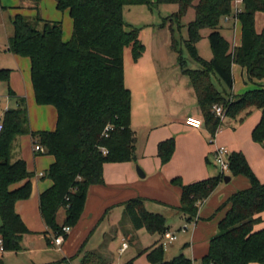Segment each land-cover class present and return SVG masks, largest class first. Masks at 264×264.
I'll list each match as a JSON object with an SVG mask.
<instances>
[{"label":"trees","instance_id":"trees-1","mask_svg":"<svg viewBox=\"0 0 264 264\" xmlns=\"http://www.w3.org/2000/svg\"><path fill=\"white\" fill-rule=\"evenodd\" d=\"M41 0H30L36 14L29 18L16 12L11 17L12 34L7 50L25 56L30 61V77L37 104H51L56 109V124L51 130H32L26 99L8 87L17 99L16 107L8 108L1 117L0 133V238L2 250L18 251L21 239L31 232L15 210V202L31 194L32 173L22 157H13L15 139L30 133L39 147L54 159L44 172L52 184L39 195L40 214L52 235L63 226H74L79 220L92 184L104 183L105 162H125L135 158V131L131 127V91L124 82V48L131 47L133 61L145 50L139 30L123 20L125 4L152 0H55L56 8L67 10L72 19L71 37L62 39L60 20L43 18L39 11ZM176 3L178 9L169 15L180 21L189 7L195 18L187 24L184 44L199 67H187L180 56L182 72L189 78L202 115L203 125L210 134L220 127L222 119L213 110L220 105L224 115L232 118L253 108L261 110L259 121L252 129L256 141L264 140V86L233 94L232 64L244 67L249 80L264 78V26L255 29V13L264 11V0H243L242 9L235 14L241 25L240 44L232 47L218 29L221 18L231 15L233 0H156ZM21 7V6H18ZM7 7L0 3V9ZM211 28L207 38L212 56L199 55L196 42L201 29ZM10 69L0 67V81L9 82ZM217 81L221 88L216 86ZM175 148L173 137L157 144L162 164L169 161ZM105 149L104 153L102 150ZM38 151L40 149H37ZM229 174L243 175L248 186L230 194L218 209L226 208L217 222V231L208 241L202 264H264V181L249 165L242 151L229 154ZM224 173L191 183L180 176L171 179L181 189L177 207L188 220L195 219L200 204L223 181ZM143 197L125 200V213L134 229L145 227L151 233H164L168 226L163 214L148 210ZM60 208L65 217L61 223L56 215ZM65 236L67 234H64ZM59 260L62 264H113L97 250H84ZM149 264H193L180 253L165 259L161 245L144 248ZM0 264L3 261L0 259ZM123 264H134L130 259Z\"/></svg>","mask_w":264,"mask_h":264},{"label":"crops","instance_id":"crops-1","mask_svg":"<svg viewBox=\"0 0 264 264\" xmlns=\"http://www.w3.org/2000/svg\"><path fill=\"white\" fill-rule=\"evenodd\" d=\"M23 0H0V3L4 6L14 8L13 11H19L22 14L27 15H35L37 10L30 7V4H21ZM47 1V0H45ZM43 2L40 1L39 9H41V16L46 19L58 20L57 13H51L50 18L47 16L48 14H44L43 11ZM48 2V1H47ZM55 2V0H54ZM21 6V7H18ZM56 6V5H55ZM22 7L28 8L23 9ZM242 8V7H241ZM5 10V9H0ZM40 11V10H39ZM15 12V13H16ZM62 12H67L64 10ZM69 14V13H68ZM51 17H54L53 19ZM224 28H226L230 35L232 36V40L230 41L231 46H237L240 44V34H241V25L237 17L234 14L225 16L222 18ZM264 26V11H258L255 13V29L257 32H260ZM4 30V29H3ZM13 31V30H12ZM63 31V30H62ZM72 33V31H71ZM223 34V32H221ZM232 33V34H231ZM12 34L10 30L5 28L4 34L0 37V56L6 53H11L15 60V67H12V71L10 74L9 82L0 81V118L3 116V113L6 109L11 107H16L17 99L15 96H11L8 92V87H10L16 95L23 96L26 99L28 117H29V126L32 130H41V129H53L56 124V109L51 104H37L34 98L33 87L31 83L30 77V61L29 58L20 57L17 54H14L7 50V41L8 37ZM70 35V28L67 30L66 34L62 32V39L64 41L68 40ZM224 35V34H223ZM225 36V35H224ZM71 37V36H70ZM148 52V49H147ZM145 54V55H144ZM142 54L138 61H133L131 57V65L129 63V71L127 72L124 63V82L127 84V77L129 78V83L126 85L131 91V127L134 128L136 135V143H135V159L138 160L142 167L144 168V176L146 177L149 172H152V176L144 181H139V186L136 190L129 189L128 192L122 190L120 188H113L106 185V181L108 178L104 179V183L102 184H93L89 187L88 197L81 214V219L78 224L72 228L73 235L71 238H67L68 234L64 236V240L60 245H57L53 242V235L51 231L44 223L39 208V195L40 193L49 187L52 184V181L44 176L45 170L48 168L49 164L53 161L54 157L51 154H47L42 150H36L35 146H39L34 137L30 134H22L18 136L13 144V151L16 154H13V157H22L26 161L27 169L32 173L30 178L31 180V194L27 199L17 200L15 202V210L21 216L22 220L26 224V226L30 229L31 232L26 233L22 236L21 240V250L24 248L23 238L24 236L37 234L44 235L48 239V245L53 247L54 249H59L61 251V255H57L52 260L42 264H62L59 262L63 257L69 258L77 253L78 249L82 244H84V250H92L87 248V240L88 236L92 233L93 229L91 226L97 227L99 225L100 220L105 214L106 210L109 207H113L118 203H123L125 200L131 197H150V199H158V201H162L164 205L178 206L179 199V188L173 186L170 183V180L175 176H180L183 178L184 183H191L190 178L187 176L190 172L194 171L196 166L195 163L197 161L198 166L201 165L203 159L209 163L214 162L216 167L218 168V172L214 175L220 173L218 165L214 161L213 152L218 145L226 146L230 152L242 151L249 163V156L243 146L242 132L244 131L245 137H248V131L252 130L256 123L259 121L261 116V110L257 108H253L248 114L246 111L240 112L237 117L232 118V121L228 122L225 120L227 116H225L222 120V123L219 127L218 132L215 135L213 140V144L207 143L208 132L205 126L203 125L201 128H193L185 124V117L187 115H194L200 117L202 119V115L199 109V105L197 103V99L193 88L190 85V82L186 85V95L183 98L182 103H186V110L182 114L169 113L166 118L159 117L161 115V111L159 109L158 112L154 110H149L147 103H164L166 100L167 103H170V98L167 95L168 89L161 87V82L159 81V66L155 55L152 53L148 57H145L147 53ZM3 67L2 65H0ZM232 73H233V94H241L247 90L259 88L264 86V78L263 79H253L249 80L246 75V70L244 67L240 66L237 63L232 64ZM165 99V100H164ZM134 103H139L141 105L142 110L147 109L145 111L146 117L138 120L136 122L134 115ZM138 105V104H137ZM188 105V106H187ZM144 112V110H143ZM161 112V113H160ZM154 117L152 119L151 117ZM163 119V120H162ZM246 119L247 123L245 124V129L243 130V126L241 125L239 128H235L231 130V128L226 127L232 122L243 121ZM135 124V126H134ZM176 127L178 130L177 141H176V149L173 155V158L165 163L161 164L160 158L157 155V144L161 140L171 137L173 134L172 129ZM227 128V129H226ZM142 130L145 133V139L140 141L137 136V131ZM226 132V133H225ZM225 133V134H224ZM221 134V136H220ZM224 134V135H223ZM223 135V136H222ZM188 137L184 139L185 141L180 143V137ZM221 140V142H220ZM210 155L211 159H208ZM178 161L179 164H183V167L179 170L174 169L172 165ZM124 167L130 173H132V165L131 163H125V165L119 164H104L103 166V175L104 167ZM193 169V170H192ZM106 170V169H105ZM254 171V170H253ZM215 173V172H211ZM256 174V173H255ZM210 176V172H205L202 176H195L196 179L194 181L207 178ZM232 179L235 175H230ZM104 177V176H103ZM141 177V176H140ZM261 181H264L259 176H257ZM229 180V181H230ZM240 183L238 189H242L248 186V180L239 179ZM136 182L138 180H135ZM193 181V182H194ZM220 182L217 190L213 194L223 193L224 187ZM237 189V190H238ZM236 190H233L229 193H233ZM228 193V194H229ZM230 196V195H229ZM208 198V197H207ZM207 198L200 204L199 207L202 208L199 216L197 214L196 222L199 219H203L202 228L206 229L208 226H211L210 223H214L212 227L207 228L201 234V237L204 238V248L203 252L198 255L195 254L192 250V261H196L197 257L199 258V262L201 257L206 253L208 247V241L212 235H214L217 231V222L223 216L228 205L222 208V212H220L214 219L209 220L211 217V213L214 207V201H210L207 203ZM222 201L220 197L218 201ZM220 203V202H219ZM220 205V204H219ZM61 209V208H60ZM60 209L57 212L56 220L59 221ZM63 209V208H62ZM65 217L64 209L62 220ZM105 217V216H104ZM264 217V214H263ZM206 220V222H205ZM209 224V225H208ZM197 225V224H196ZM264 227V221L256 226V228ZM86 233H89L88 236H85ZM129 236V234H128ZM85 237V238H84ZM67 242V243H66ZM122 246V245H121ZM128 247V246H127ZM126 247V248H127ZM125 248V249H126ZM56 249V250H57ZM65 249V250H64ZM124 249V250H125ZM121 250V247H120ZM3 252L4 250L1 249ZM104 256L107 257L108 252L107 249L102 247L100 250ZM5 252V251H4ZM189 257V256H188ZM108 258V257H107ZM109 259V258H108ZM147 259V258H146ZM111 262V261H110ZM198 262V263H199ZM112 263V262H111ZM39 264V263H33ZM146 264H149L148 261ZM250 264H260L258 262H251Z\"/></svg>","mask_w":264,"mask_h":264},{"label":"rangeland","instance_id":"rangeland-1","mask_svg":"<svg viewBox=\"0 0 264 264\" xmlns=\"http://www.w3.org/2000/svg\"><path fill=\"white\" fill-rule=\"evenodd\" d=\"M48 1V2H47ZM43 2V11L44 14H48L47 16L50 18L51 13H57L58 20L62 23V32L64 35L66 34L67 30L70 28V35L72 31V19L67 12H62L61 10L57 9L55 6L54 0H47ZM153 4L148 6L147 4L142 3H133V4H125L122 9V17L123 20L128 23L130 26L136 27L139 30V39L145 46V50L143 52L147 53L145 57H148L150 54H154L157 58L158 62L160 63L159 66V81L161 82V87L167 88L168 92L167 95L170 98V103H167L165 100L164 103H147L149 110H154L158 112L159 109L161 115H158V118L163 115V118H166L169 113H176L182 114L186 110V103L183 102V98L186 94V85L189 82V78L186 74L182 72L181 65H180V56L185 61L187 67L196 68L199 67L198 62L194 60L188 53L187 48L184 44V39L187 37V24L195 18V11L193 7H189L186 13L182 16L180 21L170 20L169 15L175 12L178 9V5L176 3H157L156 0H152ZM21 4H31L30 0H23ZM242 7V5H240ZM234 9V4H233ZM23 9H28L22 7ZM11 7L6 8L5 10H0V37L3 36L5 28L12 32L13 27L11 23V17L15 14L16 11H13ZM40 14H41V9ZM19 12V11H17ZM233 14V11H232ZM27 17L31 18L34 15H27ZM52 19L54 17H51ZM4 29V30H3ZM218 29L223 32L225 37L231 41L232 36L230 32L224 28L222 18L220 20V26ZM211 28H203L201 29V38L196 42V48L200 56L205 59H209L212 56V51L210 48L209 40L207 38L208 33L211 31ZM232 34V33H231ZM148 49V52H147ZM145 55V54H144ZM20 56V55H18ZM25 57V56H20ZM131 47L126 46L124 48V63L127 72L129 71V63L131 65ZM28 59L27 57H25ZM139 60V59H138ZM137 60V61H138ZM0 65L5 68H9L12 71V67H15L16 63L11 53H6L0 56ZM1 67V66H0ZM11 74V72H10ZM10 78V76H9ZM5 82V81H2ZM216 86L221 88V84L217 81ZM8 83V82H6ZM129 83V78L127 77V84ZM126 84V85H127ZM128 86V85H127ZM134 115L136 122L141 120L142 118L146 117L145 111L147 109L141 108L139 103H134ZM138 104V105H137ZM188 106V105H187ZM152 119L154 117L151 114ZM163 120V119H162ZM226 121H232V117L227 116L225 118ZM247 120L244 119L243 121L232 122L227 125L226 127H230L231 130L235 128H239L241 125L243 126V130L245 129V124ZM135 126V124H134ZM135 128V127H134ZM134 128H132L134 130ZM172 129L173 134L171 137L174 138L175 148L174 152L169 159V161L173 158L176 149V141H177V134L178 130L176 127ZM227 129V128H226ZM208 132V131H207ZM226 133V132H225ZM224 133V134H225ZM245 132H242V139H243V146L249 156L250 162L252 164L253 170L257 176L264 180V140L262 142L256 141L252 137V130L248 131V137ZM27 134V133H26ZM223 134V135H224ZM222 135V136H223ZM137 136L140 141L145 139V133L142 130L137 131ZM221 136V134H220ZM188 137H180V143L184 142ZM211 134L208 132L207 143L213 144L211 141ZM221 142V140H220ZM14 147V146H13ZM12 153L16 154L15 151ZM208 159H211L210 155ZM167 161V162H169ZM131 163L132 165V173H130L124 167H111L106 166L104 167V179L108 178L106 181V185L113 188H120L126 192L129 189H137L141 185L139 181H144L149 179L152 176V172H149L146 177H140L137 172V166L144 171L141 163L136 160L135 158L125 162H105L104 164H119L125 165V163ZM166 162V163H167ZM162 164V163H161ZM165 164V163H164ZM104 166V165H103ZM174 169L179 170L183 167V164H179L178 161L172 165ZM195 170L190 172L187 175L190 182H193L196 179L195 176L200 175L202 176L205 172H210V176L214 175L218 172V168L211 161L209 163L204 158L201 165L198 166L196 161L195 163ZM106 169V170H105ZM193 170V169H192ZM220 171V170H219ZM145 172V171H144ZM215 172V173H211ZM224 174H229V172H225ZM233 176V175H232ZM181 181L184 183L182 177ZM246 179L243 175H235L232 179L228 182H222L224 187L222 196L220 193L213 194L216 188L212 191V193L207 198V203L210 201H214L215 205L213 207L212 215L209 220L214 219L220 212H222V208L218 209L219 204L221 205L224 203L231 191L237 190L240 180L239 179ZM135 180H138L137 182ZM170 183L179 188V199L178 204L180 203V196H181V189L179 185L173 184L170 180ZM93 185V184H92ZM229 193V194H228ZM88 193L85 199V204L87 201ZM222 198V202L218 199ZM144 198V197H143ZM145 206L148 210L153 212L161 213L166 218V224L168 226L169 231L174 232L176 235V239L174 241H169L168 238L164 235V233H151L145 227L140 229H134L131 225V222L125 213L124 205L120 202L113 207H109L105 214L103 215L102 219L100 220L99 225L97 227L91 226L93 229L92 233H86L85 236H88L87 240V248L92 250H100V248L104 247L107 249L108 255L107 257L113 264H123L130 259H134V264H146V254L140 253L144 248H148L154 244L161 245L163 248V255L165 259H170L173 256H176L180 253H183L185 256H189L192 258V250L195 254L200 255L203 252L204 248V238L201 237V234L206 232L205 230L209 227H212L214 223H210L211 226H208L206 229L202 228L203 219H199L197 222L195 219L188 220L187 217L182 214L178 206H173L174 203L171 205H164L162 201H158V199H150V197L145 198ZM220 202V203H219ZM84 204V207H85ZM226 206V205H225ZM84 209V208H83ZM202 208L199 207L198 209V216L201 213ZM59 221H62L63 209H60ZM105 216V217H104ZM81 219V216L79 220ZM74 225L76 226L79 222ZM206 222V220H205ZM197 224V225H196ZM209 225V224H208ZM68 233L67 238H71L73 235L72 228ZM208 230V229H207ZM52 234V232H51ZM129 234V236H128ZM85 238V237H84ZM22 240V239H21ZM125 241L128 243V247L121 251L120 247L122 242ZM67 243V242H66ZM24 248L18 251H0V259L3 261V264H33V263H46L52 260L55 256L61 255V251L59 249H54L53 247L48 245V239L44 237V235H37L32 234L28 236H24L23 238ZM65 250V249H64ZM199 258H196V261H192L194 264L199 262Z\"/></svg>","mask_w":264,"mask_h":264},{"label":"built area","instance_id":"built-area-1","mask_svg":"<svg viewBox=\"0 0 264 264\" xmlns=\"http://www.w3.org/2000/svg\"><path fill=\"white\" fill-rule=\"evenodd\" d=\"M243 0H233L234 4V9H233V14L235 16L236 13H238L242 8L240 5H242ZM236 17V16H235ZM1 99V96H0ZM213 110L217 116L220 117V119L223 120L225 117L224 115V110L222 106L220 105H213ZM185 124L193 127V128H201L203 126V121L200 117L194 116V115H187L185 117ZM3 129V122L2 119L0 118V133ZM219 128L216 130L214 134H211V139L210 141L213 142L216 133L218 132ZM35 149H40L42 150V147L35 146ZM104 153L106 152L105 149L102 150ZM229 154L230 150L224 146V145H218L216 146L214 152H213V157L215 163L218 165L220 172L225 173L229 172ZM197 217H195V220ZM71 230V227L68 225H65L62 227L61 232L56 233L53 235V242L57 245H60L63 240H64V234H68L69 231ZM164 235L168 238L169 241H174L176 239V235L174 232H171L169 230H166L164 232ZM128 246V243L123 241L122 246H121V251H123L126 247ZM0 247L2 249V239L0 238ZM194 264V263H193ZM197 264H202V263H197ZM212 264V263H211Z\"/></svg>","mask_w":264,"mask_h":264},{"label":"water","instance_id":"water-1","mask_svg":"<svg viewBox=\"0 0 264 264\" xmlns=\"http://www.w3.org/2000/svg\"><path fill=\"white\" fill-rule=\"evenodd\" d=\"M137 172L139 174V176L143 177L144 176V172L141 170L140 167L137 166ZM231 176L228 175V174H225L224 177H223V181L224 182H228L230 180Z\"/></svg>","mask_w":264,"mask_h":264}]
</instances>
